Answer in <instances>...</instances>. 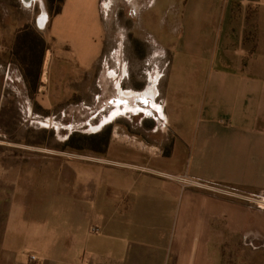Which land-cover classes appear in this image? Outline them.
<instances>
[{
	"label": "crops",
	"instance_id": "0c3cea01",
	"mask_svg": "<svg viewBox=\"0 0 264 264\" xmlns=\"http://www.w3.org/2000/svg\"><path fill=\"white\" fill-rule=\"evenodd\" d=\"M18 3L35 25L42 18L36 27L53 44L32 82L34 100L47 107L72 98L101 58L113 111L159 124L139 135L114 131L104 155H69L60 132L72 128L59 109L45 119L58 117V147H27L25 167L0 158V264H209L210 228L228 218L222 189L264 199V0H64L58 13L47 0ZM168 29L190 37L196 59L186 77L171 75L179 43L152 37ZM114 35L168 51V75H144L136 87L129 60L114 58ZM9 70L10 62L3 79L13 83ZM27 114L38 117L31 106Z\"/></svg>",
	"mask_w": 264,
	"mask_h": 264
},
{
	"label": "rangeland",
	"instance_id": "374dc122",
	"mask_svg": "<svg viewBox=\"0 0 264 264\" xmlns=\"http://www.w3.org/2000/svg\"><path fill=\"white\" fill-rule=\"evenodd\" d=\"M36 26L35 21L30 20L29 12L21 7L18 0H0V95L2 88L5 93L0 110V158L5 167L10 168L13 164L16 167H25V159L30 153L27 147L42 149L44 146H59L58 134L51 130L52 123L58 122V117L51 122L45 121L48 116L52 117V114H56L59 109L66 111V117L61 122H65L68 128H72L60 132L61 136L66 134L68 138L72 134L93 135L106 127L111 129L110 137L114 131L119 135L124 133L139 135L140 132L144 134L146 126L156 124L155 127H157L158 121L155 123L151 118H145L143 114L136 115L138 112L134 113L136 116H131L123 114V111H119L120 113L113 111V83L108 77V69L100 63L101 58L98 59L100 61L96 63V66L84 70L82 76L78 78L76 88L79 91L72 98L51 101L50 105H46L47 107L43 106L42 101L34 100L32 96L36 90L33 88L32 80L25 76L23 64L25 52H23V47L21 48L17 43V37L25 28L35 30L41 36L42 34ZM171 32L168 29L166 34L153 35L152 37L160 44H164V47L170 42L179 43L177 46L180 47V50H175L173 74L171 75L183 78L188 74L186 67L188 61L196 59V55L192 51H187L190 37ZM149 38L147 37L146 40L153 43L152 38ZM140 39V37L132 35L108 37L109 46L116 48L114 58L129 60L130 66L126 72L136 87L138 84L135 81L142 80L144 75L154 77L158 72L168 75V63L172 58V55L166 50L158 54L155 53L154 48L148 43H143L144 40ZM44 42L45 50L47 47L52 48L53 44L50 41L44 40ZM106 55L105 51L103 57ZM27 56L29 57V54L25 55V58ZM139 59L141 67L137 66ZM216 60L217 53L214 52L211 60L212 70L217 69ZM145 61L152 65L157 64L158 68L143 67ZM9 62V79H12L13 83L10 81L6 83L3 79ZM115 71L120 78L123 76L122 68L116 67ZM38 77L36 76L35 80ZM65 81L70 84L71 77H66ZM128 85L130 83L124 84V86ZM97 97L99 98L96 99ZM28 106L32 107L38 117L28 116ZM111 120L113 121L110 122ZM159 134L160 132L157 133V135ZM66 142L64 148H67ZM63 147L61 146V148ZM89 152L91 151H75L67 148L69 155L83 156ZM222 190L227 194L228 218L225 226L221 221L220 227L210 228L209 243H206L205 246L207 249L205 254L207 261L205 259V262L209 264H264V199L237 190L236 192ZM216 224L219 225V222L216 221Z\"/></svg>",
	"mask_w": 264,
	"mask_h": 264
},
{
	"label": "trees",
	"instance_id": "16d2710c",
	"mask_svg": "<svg viewBox=\"0 0 264 264\" xmlns=\"http://www.w3.org/2000/svg\"><path fill=\"white\" fill-rule=\"evenodd\" d=\"M63 1L47 0L50 10L55 13L60 11ZM17 43L21 48L23 47L25 55L29 54L27 58L23 56L25 76L35 83L45 53V42L35 30L25 28L18 34ZM110 133V127H106L101 132L89 136L72 134L66 142V147L75 151L89 150L94 154L104 155L110 140Z\"/></svg>",
	"mask_w": 264,
	"mask_h": 264
},
{
	"label": "water",
	"instance_id": "95a60500",
	"mask_svg": "<svg viewBox=\"0 0 264 264\" xmlns=\"http://www.w3.org/2000/svg\"><path fill=\"white\" fill-rule=\"evenodd\" d=\"M44 21L42 20V18L37 20V26L38 28L42 29L44 27Z\"/></svg>",
	"mask_w": 264,
	"mask_h": 264
},
{
	"label": "built area",
	"instance_id": "2783aa9c",
	"mask_svg": "<svg viewBox=\"0 0 264 264\" xmlns=\"http://www.w3.org/2000/svg\"><path fill=\"white\" fill-rule=\"evenodd\" d=\"M36 258L34 256L31 257V261H34Z\"/></svg>",
	"mask_w": 264,
	"mask_h": 264
},
{
	"label": "bare ground",
	"instance_id": "6f19581e",
	"mask_svg": "<svg viewBox=\"0 0 264 264\" xmlns=\"http://www.w3.org/2000/svg\"><path fill=\"white\" fill-rule=\"evenodd\" d=\"M119 111H120V110H119ZM119 111L117 110L116 113H118Z\"/></svg>",
	"mask_w": 264,
	"mask_h": 264
}]
</instances>
